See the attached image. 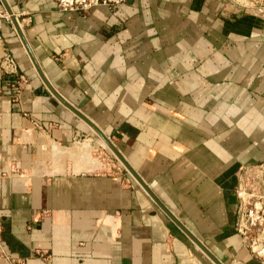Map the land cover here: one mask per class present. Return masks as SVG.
<instances>
[{"label":"crops","instance_id":"crops-1","mask_svg":"<svg viewBox=\"0 0 264 264\" xmlns=\"http://www.w3.org/2000/svg\"><path fill=\"white\" fill-rule=\"evenodd\" d=\"M5 1L52 88L162 206L221 264H261L234 230V190L264 162V20L223 0ZM0 35L25 78L0 69V264H214L123 167L98 171L102 140L10 18Z\"/></svg>","mask_w":264,"mask_h":264},{"label":"built area","instance_id":"built-area-1","mask_svg":"<svg viewBox=\"0 0 264 264\" xmlns=\"http://www.w3.org/2000/svg\"><path fill=\"white\" fill-rule=\"evenodd\" d=\"M126 1L128 0H54L57 9L61 12H87L99 6L116 9ZM223 1L236 11L248 12L264 20L262 0ZM0 17L9 18L6 13H0ZM19 26L21 27L20 24ZM3 44L0 35V47H3ZM0 69L6 75L17 76V89L25 82L24 76L17 75L16 63L5 49H2L0 56ZM15 169L11 167L12 171ZM234 196L238 200L234 230L241 237L243 246L250 255L264 264V162L239 167ZM0 256L6 258L1 247V237Z\"/></svg>","mask_w":264,"mask_h":264},{"label":"water","instance_id":"water-1","mask_svg":"<svg viewBox=\"0 0 264 264\" xmlns=\"http://www.w3.org/2000/svg\"><path fill=\"white\" fill-rule=\"evenodd\" d=\"M5 8L6 13L8 14L16 33L18 34L37 74L41 78L43 84L47 87V89L51 92V94L68 110H70L73 114H75L78 118H80L84 123H86L96 134L97 136L108 146V148L113 152L114 156L122 163L123 167L126 171L138 182V184L146 191V193L150 196V198L164 211V213L174 222L178 228L214 263L221 264L217 259H215L212 254L194 237L192 234L186 230L157 200V198L152 194L147 185L139 178L136 172L131 168V166L126 162L120 152L115 148L110 139L106 137L87 117L82 115L78 110L72 107L69 103H67L57 92L52 88L48 80L45 78L43 73L41 72L34 56L32 55L22 32L21 27L18 24L17 18L12 13L10 7L8 6L5 0H0Z\"/></svg>","mask_w":264,"mask_h":264},{"label":"rangeland","instance_id":"rangeland-1","mask_svg":"<svg viewBox=\"0 0 264 264\" xmlns=\"http://www.w3.org/2000/svg\"><path fill=\"white\" fill-rule=\"evenodd\" d=\"M226 4L230 6V4L228 3ZM261 7L262 8L264 7V0H262L261 2ZM101 144H102L101 151L91 152V156L95 159V166H97L98 168H101L98 171H108L111 165V162L109 161H112V164L123 167L120 164L119 160L114 156V154L110 152V150L107 148V146L105 145L103 141L101 142Z\"/></svg>","mask_w":264,"mask_h":264},{"label":"bare ground","instance_id":"bare-ground-1","mask_svg":"<svg viewBox=\"0 0 264 264\" xmlns=\"http://www.w3.org/2000/svg\"><path fill=\"white\" fill-rule=\"evenodd\" d=\"M106 145V144H105ZM107 146V145H106ZM108 147V146H107ZM111 151V150H110ZM112 152V151H111ZM113 153V152H112Z\"/></svg>","mask_w":264,"mask_h":264}]
</instances>
